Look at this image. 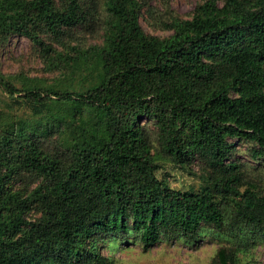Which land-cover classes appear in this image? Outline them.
<instances>
[{"label": "trees", "instance_id": "1", "mask_svg": "<svg viewBox=\"0 0 264 264\" xmlns=\"http://www.w3.org/2000/svg\"><path fill=\"white\" fill-rule=\"evenodd\" d=\"M144 4L0 0V50L27 37L55 51L72 82L29 79L16 95L0 71V91L33 114L0 111V264H113L110 240L149 250L264 239V193L232 142L264 160V0H206L192 18L165 21L167 38L144 30ZM80 31L103 40L73 45ZM159 160L199 161L205 185L172 187ZM216 260L237 264L238 250L222 247Z\"/></svg>", "mask_w": 264, "mask_h": 264}, {"label": "rangeland", "instance_id": "2", "mask_svg": "<svg viewBox=\"0 0 264 264\" xmlns=\"http://www.w3.org/2000/svg\"><path fill=\"white\" fill-rule=\"evenodd\" d=\"M206 0H145L141 8L140 24L144 30L153 36L167 38L173 34L172 30L164 28V22L172 18L190 19L194 9ZM78 40L73 45L81 43L84 47L101 44V33L79 32ZM55 45V44H54ZM58 46V47H56ZM53 48L69 54L68 49L60 44ZM55 51L46 53L43 48L29 38L15 35L0 50V71L20 90L16 95H24L23 89L29 79H37L36 83L46 85L66 84L65 69L57 67ZM54 62V64L52 63ZM65 86L72 88V82ZM8 105L10 107H8ZM0 111L10 112L21 119L33 117L30 108L13 102L0 91ZM143 124L149 130H154L152 122L144 120ZM239 153L236 159L243 164V168L254 180L252 187L264 193V160L255 161L246 153L248 144L237 139ZM161 168L158 175L167 180L172 187L182 190H200L205 184L200 176L203 168L199 161L189 167L174 165L168 161L159 160ZM16 184L15 187H19ZM35 184L31 185L33 188ZM31 216L37 217L34 212ZM222 247H232L238 250L237 264H264V239H259L249 245L240 244L233 235L206 236L198 244H186L182 240L162 241L149 250H144L142 245L134 240L112 242L103 249V254L113 257V264H218L217 252Z\"/></svg>", "mask_w": 264, "mask_h": 264}]
</instances>
